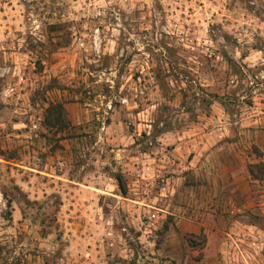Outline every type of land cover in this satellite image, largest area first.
I'll list each match as a JSON object with an SVG mask.
<instances>
[{
  "label": "rangeland",
  "instance_id": "obj_1",
  "mask_svg": "<svg viewBox=\"0 0 264 264\" xmlns=\"http://www.w3.org/2000/svg\"><path fill=\"white\" fill-rule=\"evenodd\" d=\"M211 117L238 171L223 264H264V0H0V264L151 261L169 223L122 197Z\"/></svg>",
  "mask_w": 264,
  "mask_h": 264
},
{
  "label": "crops",
  "instance_id": "obj_2",
  "mask_svg": "<svg viewBox=\"0 0 264 264\" xmlns=\"http://www.w3.org/2000/svg\"><path fill=\"white\" fill-rule=\"evenodd\" d=\"M205 122L206 125L211 123L213 128L206 131L194 123L189 129L161 136V147L156 150L160 154H154L148 160L152 166L147 169L138 168L136 177L127 186L133 196H123L122 199L133 204L136 216V205L150 207L154 210L152 214L156 217L155 221L160 219L169 223L161 247L150 248L149 252L155 255L146 256L151 261L137 258L136 264H223L222 259L227 253L226 235L231 233L224 222L234 220L233 196L238 171L230 159L228 160L229 156L221 158V142L225 138L228 125L226 119L222 122L220 117H211ZM163 148L167 149L165 154ZM241 169L243 183L250 182L247 169ZM165 172H170L173 176L170 175L169 180L160 182L158 177ZM182 172L194 174L196 178L202 177L205 181L196 185L183 182V199H177L174 194L179 184L174 183V179ZM149 177L152 179L149 180ZM200 233L206 235L205 245L183 246L185 234ZM167 238H175L169 253L164 251ZM153 242L149 240L147 244ZM165 255L166 259L162 260Z\"/></svg>",
  "mask_w": 264,
  "mask_h": 264
},
{
  "label": "trees",
  "instance_id": "obj_3",
  "mask_svg": "<svg viewBox=\"0 0 264 264\" xmlns=\"http://www.w3.org/2000/svg\"><path fill=\"white\" fill-rule=\"evenodd\" d=\"M117 182H118V185H119L121 193L124 194V187H123L122 182H121V180L119 178L117 179Z\"/></svg>",
  "mask_w": 264,
  "mask_h": 264
},
{
  "label": "built area",
  "instance_id": "obj_4",
  "mask_svg": "<svg viewBox=\"0 0 264 264\" xmlns=\"http://www.w3.org/2000/svg\"><path fill=\"white\" fill-rule=\"evenodd\" d=\"M121 101H122V102H125V99H122ZM149 217H150V218H154L155 215H154V214H150Z\"/></svg>",
  "mask_w": 264,
  "mask_h": 264
}]
</instances>
